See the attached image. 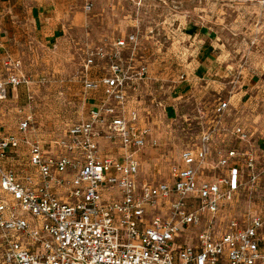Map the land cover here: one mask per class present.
Wrapping results in <instances>:
<instances>
[{
    "label": "built area",
    "instance_id": "obj_1",
    "mask_svg": "<svg viewBox=\"0 0 264 264\" xmlns=\"http://www.w3.org/2000/svg\"><path fill=\"white\" fill-rule=\"evenodd\" d=\"M92 7L87 3L85 11ZM140 46L132 33L87 53V72L102 67L97 78L86 75L84 90L102 97L49 150L34 135L31 112H18L17 133L0 135V264H264V216L249 212L222 227L218 222L247 179L260 178L252 153L219 150L214 165L222 173L202 179L213 162V136L205 132L171 166V181L142 180L141 154L160 144L129 107L148 80ZM4 65L10 74L0 82V102L10 88L31 82L20 62ZM228 105L220 104L218 113ZM232 133L250 142L243 127Z\"/></svg>",
    "mask_w": 264,
    "mask_h": 264
},
{
    "label": "rangeland",
    "instance_id": "obj_2",
    "mask_svg": "<svg viewBox=\"0 0 264 264\" xmlns=\"http://www.w3.org/2000/svg\"><path fill=\"white\" fill-rule=\"evenodd\" d=\"M182 22L217 29L224 67L216 83L194 87L178 101L173 112H167L165 101L182 81L184 68L179 51L182 41L176 36L174 40L168 32L177 30ZM132 32L139 34L140 43L147 40L148 49L154 40L150 37L156 35L154 43L161 48L157 60H150L154 62L151 70L157 82L143 90L142 98L133 94L129 103L130 108H135L140 101L142 114L149 116L145 120L154 126L160 144L141 154L142 180L152 184L171 181L170 168L180 162L182 151L198 147L202 134L207 132L213 136V164L206 166L202 179L222 173L215 168V154L230 149L252 153L256 173L260 174L256 184L248 183L246 178L235 201L222 207L218 215L220 227L234 218L243 219L249 212L264 216V106L250 110L231 102L241 83L264 63V8L259 0H96L91 11H85L82 23L72 25L60 39L47 44L29 39L13 47V61L21 63L20 73L31 82L18 88L16 103L6 106L4 102L8 122L16 120V110L31 112L34 135L46 147L52 140L64 137L88 110L84 78L87 74L95 78L101 72V65L87 72V53L102 42ZM4 77L6 81L7 75ZM225 102L229 103L228 108L220 115L217 109ZM171 104L167 103L166 108L170 109ZM236 126L249 132L250 142H241L233 135ZM22 153L26 155L27 151Z\"/></svg>",
    "mask_w": 264,
    "mask_h": 264
},
{
    "label": "crops",
    "instance_id": "obj_3",
    "mask_svg": "<svg viewBox=\"0 0 264 264\" xmlns=\"http://www.w3.org/2000/svg\"><path fill=\"white\" fill-rule=\"evenodd\" d=\"M95 2L96 0H0V82H4V76L7 75L8 78L10 74L4 64L7 60H13L14 46L25 43L29 39L42 44L60 39L72 25L82 23L85 5L87 3L94 5ZM259 2L261 3V0ZM172 34L174 40L176 36L182 41L179 51L180 56L183 57L184 68L180 76L182 81L174 87L171 97L165 101L167 112H173L178 101L188 96L194 87L198 85L208 87L216 83V77L223 72L224 67V51L217 29L197 23L182 22L177 30L173 29L168 32L170 37ZM125 37L127 36L120 38ZM155 37L156 35L150 38L155 40ZM154 40L149 49L146 45L147 40L140 43L141 61L148 67V80L140 85L135 94L138 98H142L146 87L157 82L151 70L154 62L150 60L155 59L161 53V48L154 43ZM174 45L175 41L172 47ZM17 93L18 88H10V99L5 101L6 106L16 103L14 99ZM87 95L88 106L91 107L101 99L102 91L89 92ZM169 102L172 103L171 108L167 109L166 104ZM231 102L250 110H254L260 104L264 106V63L257 73L241 83L231 98ZM3 107L4 102H0V135L17 133L20 115L16 110V120L14 118V122H8ZM134 109L138 110L144 118L149 117L142 114L140 101H137ZM148 123L150 124V121ZM151 127L154 129V126ZM245 131L247 132L246 129ZM262 235L264 238V229ZM262 246L264 247V241Z\"/></svg>",
    "mask_w": 264,
    "mask_h": 264
}]
</instances>
